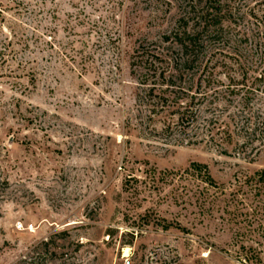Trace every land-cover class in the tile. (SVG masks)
<instances>
[{
	"label": "rangeland",
	"instance_id": "374dc122",
	"mask_svg": "<svg viewBox=\"0 0 264 264\" xmlns=\"http://www.w3.org/2000/svg\"><path fill=\"white\" fill-rule=\"evenodd\" d=\"M195 1L0 0V264H264V80L184 64ZM220 1L264 73V0Z\"/></svg>",
	"mask_w": 264,
	"mask_h": 264
},
{
	"label": "trees",
	"instance_id": "16d2710c",
	"mask_svg": "<svg viewBox=\"0 0 264 264\" xmlns=\"http://www.w3.org/2000/svg\"><path fill=\"white\" fill-rule=\"evenodd\" d=\"M187 6L190 10L188 13L189 16L185 18L186 20L182 19L185 20L182 25V30L179 33L173 34L174 42L181 50L185 65H190L192 67L196 65L197 69H201L203 62L206 59L205 46L210 45L216 47L221 42H224V39L226 40L227 37L229 40L228 42H224V44L229 45L230 42H232L233 45L238 46V44L241 45L243 42L247 45L246 42L248 38L245 37V35H247L246 33L243 32L241 35H239V33L235 35L231 31V28H229V25L236 24L233 18L232 9L224 6L220 0H197ZM225 24H228V26L225 27ZM254 44V49H248L245 45L244 53H242L239 48L237 49V47H227L231 50V53H233L230 56L237 57L236 62L239 65H242V63L245 65L247 62H250L248 69L251 70L253 74L257 72V75H251V78L253 79L250 85L246 84L248 77L247 73H245L242 75V79L239 83L233 87H231V85L228 86V88H231L234 92L242 91L243 88L246 92H253L258 88L257 83L264 80V73H262V71L258 72L261 66V60L259 62L252 60L248 61V58L252 54H257L255 53L257 47H260V43ZM245 79L247 80L245 81ZM257 119L259 120V118ZM257 119L255 120L256 123L258 122ZM252 131V134H255L254 129H252ZM192 166L199 173L204 169V172L207 174V168L205 165L193 163ZM44 245H47V243H44Z\"/></svg>",
	"mask_w": 264,
	"mask_h": 264
},
{
	"label": "built area",
	"instance_id": "2783aa9c",
	"mask_svg": "<svg viewBox=\"0 0 264 264\" xmlns=\"http://www.w3.org/2000/svg\"><path fill=\"white\" fill-rule=\"evenodd\" d=\"M21 226H22V225H21L20 223L17 225L18 228H21Z\"/></svg>",
	"mask_w": 264,
	"mask_h": 264
},
{
	"label": "bare ground",
	"instance_id": "6f19581e",
	"mask_svg": "<svg viewBox=\"0 0 264 264\" xmlns=\"http://www.w3.org/2000/svg\"><path fill=\"white\" fill-rule=\"evenodd\" d=\"M125 255L127 254V249L124 250Z\"/></svg>",
	"mask_w": 264,
	"mask_h": 264
}]
</instances>
